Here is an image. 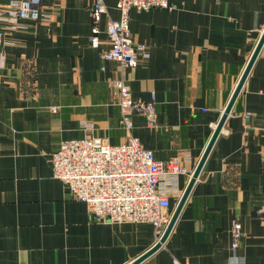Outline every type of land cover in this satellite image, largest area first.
<instances>
[{
    "label": "crops",
    "instance_id": "1",
    "mask_svg": "<svg viewBox=\"0 0 264 264\" xmlns=\"http://www.w3.org/2000/svg\"><path fill=\"white\" fill-rule=\"evenodd\" d=\"M174 9H130L136 66L105 59L106 0L99 46L93 0H45L39 20L3 21L0 43V264H129L160 238L147 221L99 220L70 197L51 155L66 138H128L118 94H154L156 118L132 115L131 133L158 159L187 171L174 210L264 32V0H171ZM7 0H0L3 5ZM262 209L261 213L259 210ZM244 234L232 246V220ZM264 263V43L166 241L137 264Z\"/></svg>",
    "mask_w": 264,
    "mask_h": 264
},
{
    "label": "built area",
    "instance_id": "2",
    "mask_svg": "<svg viewBox=\"0 0 264 264\" xmlns=\"http://www.w3.org/2000/svg\"><path fill=\"white\" fill-rule=\"evenodd\" d=\"M45 0H7L0 5V43L3 40V21L15 22L21 18L39 20ZM118 18L109 16L105 30L110 46L102 52L105 59H115L124 66H136L139 57L148 56V46L135 42L130 28V9L149 10L154 7L174 9L171 0H117ZM92 44L99 46L100 22L109 15L106 0H93ZM118 94L121 122L128 130V138L111 143L102 137L84 136L63 139L51 155L55 176L64 181L68 195L83 200L96 219L110 221L151 222L160 237L170 221L171 196L178 190L177 181L187 171L180 156L158 159L152 148L145 147L130 131L132 115L142 113L149 124L155 123V96L150 100L134 98L130 85L124 78L110 81ZM262 209L259 210L261 213ZM244 234L243 224L237 216L232 220V246L236 249ZM174 264H184L176 257ZM188 264V263H187ZM230 264L247 263L234 259Z\"/></svg>",
    "mask_w": 264,
    "mask_h": 264
},
{
    "label": "water",
    "instance_id": "3",
    "mask_svg": "<svg viewBox=\"0 0 264 264\" xmlns=\"http://www.w3.org/2000/svg\"><path fill=\"white\" fill-rule=\"evenodd\" d=\"M264 43V32L262 33L260 39H259V42L249 60V63L247 65V67L245 68L226 108H225V111L221 117V119L219 120L216 128H215V131L212 135V138L208 144V146L206 147L201 159L199 160L195 170L193 171L191 177H190V180L187 184V186L185 187L184 191L182 192L173 212H172V216L170 218V221L169 223L167 224L163 234L160 236V238L158 239V241L155 243L154 246H152V248H150L149 250H147L144 254H142L141 256H139L138 258H136L135 260H133L132 262H130L129 264H137L138 262H140L142 259H144L146 256H148L150 253H152L153 251H155L157 248H159L165 241L166 239L168 238L169 234L171 233L172 229H173V226L178 218V216L180 215V212L182 211V208L183 206L185 205V202L186 200L188 199V196L192 190V187L196 181V179L198 178L201 170H202V167L206 161V158L212 148V145L214 144L218 134L220 133V131L222 130L223 126H224V123L226 121V118L228 116V114L230 113L231 109H232V106L240 92V89L250 71V68L252 66V64L254 63V60L256 59L262 45Z\"/></svg>",
    "mask_w": 264,
    "mask_h": 264
}]
</instances>
